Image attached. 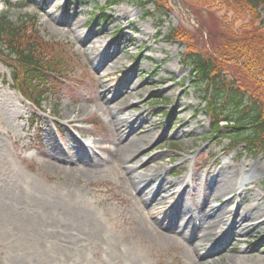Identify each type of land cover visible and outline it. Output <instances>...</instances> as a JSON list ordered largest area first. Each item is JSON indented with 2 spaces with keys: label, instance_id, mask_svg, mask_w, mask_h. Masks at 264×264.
<instances>
[{
  "label": "rangeland",
  "instance_id": "rangeland-1",
  "mask_svg": "<svg viewBox=\"0 0 264 264\" xmlns=\"http://www.w3.org/2000/svg\"><path fill=\"white\" fill-rule=\"evenodd\" d=\"M109 1L0 0V18L39 45L40 58L56 62L60 72L48 81L39 113L12 83V70L19 79L24 72L0 50V264H205L207 251L194 257L186 240L194 232L192 220L186 227L178 220L160 222L175 229L176 235L164 239L153 226L154 231H144L149 221L121 175L135 177L146 169H162L152 193L163 179L176 183L162 194L164 207L175 206L173 214L186 185L180 209L192 201L200 207L209 194L205 189L221 180L219 171L237 172L235 188L210 198L211 207L236 196L227 209L247 208L252 199L243 200L244 189L262 198L256 204L264 207V156L241 148L229 152L226 141L208 138L212 126L203 109L205 90L195 85L182 58L188 49L208 55L222 46L232 13L222 4L207 9L180 0H155L156 9L135 2L106 9ZM82 3L86 6L79 8ZM99 8L107 10L105 22L98 18ZM259 27L264 32V24ZM171 30L182 38L165 40ZM95 50L107 64L92 61ZM116 61L123 64L107 71ZM117 107L121 110L112 120H127L120 137L133 141L129 155L136 158L122 165L110 155L119 154L109 124V111ZM56 121L60 134L53 129ZM82 142L93 148L80 156L96 153L89 167L64 155ZM137 160L144 166L132 174ZM60 205L67 209L58 210ZM230 219L237 220L228 216L218 231L232 234ZM234 247L236 252L214 256L210 264H226L228 256L244 249L264 254V228L249 240L239 238Z\"/></svg>",
  "mask_w": 264,
  "mask_h": 264
},
{
  "label": "trees",
  "instance_id": "trees-1",
  "mask_svg": "<svg viewBox=\"0 0 264 264\" xmlns=\"http://www.w3.org/2000/svg\"><path fill=\"white\" fill-rule=\"evenodd\" d=\"M154 1L110 0L106 8L124 2L138 3L141 8L155 7ZM181 1L187 6L202 5L207 9L222 4L228 13H232V18L226 22L228 30L222 46L208 55L188 50L184 58L196 85L207 92L203 103L213 126L209 138L216 135L228 141L230 150L241 147L243 151L264 156V32L256 26L261 17L257 10L261 6L264 12V0ZM165 7L162 9L166 10ZM100 10L103 11L101 22H105L104 8ZM167 13H161V18ZM145 15L149 13L145 12ZM235 22L241 23L240 26L236 28ZM261 22L264 23V16ZM12 27L3 17L0 18V50L24 72L19 79L12 70L18 93L39 109L47 94L48 81L60 72L56 62L40 58L39 45L26 40L18 29ZM167 38L177 40L182 37L171 30Z\"/></svg>",
  "mask_w": 264,
  "mask_h": 264
},
{
  "label": "bare ground",
  "instance_id": "bare-ground-1",
  "mask_svg": "<svg viewBox=\"0 0 264 264\" xmlns=\"http://www.w3.org/2000/svg\"><path fill=\"white\" fill-rule=\"evenodd\" d=\"M97 52L98 50H95L90 53L92 61L94 63H97V65H102L103 63L105 64L106 62L96 56ZM121 64H123V61H116L114 65L110 67L106 65V67H108L107 71H110L112 69L114 70L116 69L117 65ZM104 90L105 92H108V87H104ZM115 100L118 101V99ZM115 109L116 110L111 109L109 111V114L111 115L109 124L112 128V140L117 142L119 141V154L116 155V150H113L110 152V155L113 157L114 160H118L121 165L128 164L136 159L135 155H129V153L133 150V141L127 139L126 137H120L119 131L121 128L126 126L127 120H112V116L119 110H121L119 107ZM69 123H71V121ZM80 151L83 150L79 146L73 152L66 150L64 155L66 158L69 159V162H72V160H70V155H74L76 164L82 167L88 166V164L92 163V159L80 156L82 155ZM21 160L25 161V158H22ZM101 161H104V159H102ZM99 165L100 164L93 165L90 170L92 171L93 168L96 169L95 167H98ZM142 166H144V164H140L137 160L136 162H134V166L131 167L130 172L134 174ZM161 171L162 169L160 168L157 170L146 169L135 177L130 175L124 177L121 175V178L128 182L131 188V192H134L135 197L139 200L138 202L141 207L138 211L141 214L142 218L146 220L148 219L149 221L148 224L145 225L144 231H154V228L158 231H155L157 237L159 239H164L165 236L170 237L172 234L176 235L174 231L175 229L169 225L161 227L160 222H176V220H178L177 222H180L181 226L186 227L188 222H190L191 220L194 222L195 219V221H198V225L193 226L192 230H194V232L191 233V235L186 240L191 242V245H189V247L190 250L193 252L194 257L198 256V253L201 250L207 251V254L205 255V257L207 256L205 264H210L211 261L214 260V256L232 253L234 251L236 252L234 246L238 242L239 238L249 240L252 237L253 233L264 228V207H259L256 204L257 201L261 200L262 198H259L258 195H253L251 189H244L243 193L241 194L242 196L244 195L243 200H245V198L252 199V204H250L247 208H243L242 205H237L231 211L227 209V206L233 202V199L236 198V196L225 201L220 207H211L209 205V202H211V199H213L214 197L219 198L224 193L232 191L235 188V184L232 183V180H235V175L237 174V172L234 174H224L219 171V176L221 177V180L219 182L212 181L213 185H210L205 189L207 192H209V194L204 195L202 197V200H204V197L205 199H207L202 202L201 206L198 207L197 204L192 201V204H186V208L183 210L180 208L184 207L182 206V201L183 194L185 193L184 191L187 190L188 187V185H186L184 190L181 191L179 194V200L176 203L177 209L173 214L172 211L175 209V206L170 205L169 207H164L163 205L166 203V201L165 198L162 197V194L169 191V189L174 187L176 183L169 182L168 180L163 179V181H161L158 186L154 189V192H151V184L153 182V179L157 175H160L159 173H161ZM249 171L251 174H255V169L253 167H251ZM195 176L196 174L194 172L191 175V179H189V181H192V177ZM206 181L207 180L205 178L204 182ZM187 194L191 196L192 200L194 199V194H189L188 191ZM56 208L58 210L67 209L66 206L62 205H60V207L57 206ZM232 214L237 220L230 219L231 223L229 222V224L231 226L229 227L231 228L232 234H228V236L227 234H223L221 231L218 230L221 225L223 226L228 224L227 218ZM182 216L185 217L184 220L181 219ZM151 226H153V228ZM183 229L185 230L186 228ZM119 231L126 239H129L131 237L130 233H125L121 228H119ZM230 239L232 240L231 243L229 242ZM243 253L244 254L242 255L228 256L226 264H264V254H261L260 251L248 253V251H245L244 249Z\"/></svg>",
  "mask_w": 264,
  "mask_h": 264
}]
</instances>
